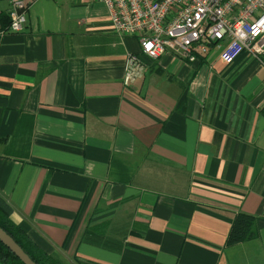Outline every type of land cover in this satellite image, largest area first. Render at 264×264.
Here are the masks:
<instances>
[{
	"label": "crops",
	"instance_id": "crops-1",
	"mask_svg": "<svg viewBox=\"0 0 264 264\" xmlns=\"http://www.w3.org/2000/svg\"><path fill=\"white\" fill-rule=\"evenodd\" d=\"M25 14L0 33L11 220L67 264H264V66L226 64L216 44L193 63L143 59L126 85L139 42L103 3L26 0ZM240 212L255 235L227 243Z\"/></svg>",
	"mask_w": 264,
	"mask_h": 264
},
{
	"label": "built area",
	"instance_id": "built-area-1",
	"mask_svg": "<svg viewBox=\"0 0 264 264\" xmlns=\"http://www.w3.org/2000/svg\"><path fill=\"white\" fill-rule=\"evenodd\" d=\"M7 1L8 23L0 33L19 32L27 22L26 0ZM96 1L105 5L115 33L139 42V52L125 58L126 85L143 78L147 68L143 59L155 61L165 52L193 63L221 44L219 58L226 64L243 52L262 63L264 0Z\"/></svg>",
	"mask_w": 264,
	"mask_h": 264
},
{
	"label": "trees",
	"instance_id": "trees-1",
	"mask_svg": "<svg viewBox=\"0 0 264 264\" xmlns=\"http://www.w3.org/2000/svg\"><path fill=\"white\" fill-rule=\"evenodd\" d=\"M199 60L203 56L199 55ZM12 208L10 204L0 195V227L7 232L13 240L22 248V250L36 264H67L54 258L40 249L25 234L21 227L16 225L10 218ZM254 218L245 213H238L231 225L227 236V243L243 241L255 235L253 230ZM90 229L87 230V232ZM0 263L1 264H24L9 249L0 242Z\"/></svg>",
	"mask_w": 264,
	"mask_h": 264
},
{
	"label": "water",
	"instance_id": "water-1",
	"mask_svg": "<svg viewBox=\"0 0 264 264\" xmlns=\"http://www.w3.org/2000/svg\"><path fill=\"white\" fill-rule=\"evenodd\" d=\"M0 242L9 249L22 263L36 264L13 240V238L0 227Z\"/></svg>",
	"mask_w": 264,
	"mask_h": 264
},
{
	"label": "rangeland",
	"instance_id": "rangeland-1",
	"mask_svg": "<svg viewBox=\"0 0 264 264\" xmlns=\"http://www.w3.org/2000/svg\"><path fill=\"white\" fill-rule=\"evenodd\" d=\"M214 49H215V48H214ZM258 63H259V64H262V63L264 64V58H262V63H260V62H258ZM263 64H262V65H263Z\"/></svg>",
	"mask_w": 264,
	"mask_h": 264
}]
</instances>
